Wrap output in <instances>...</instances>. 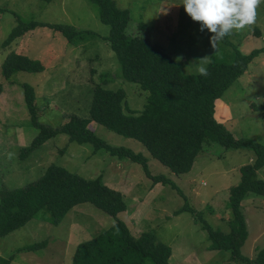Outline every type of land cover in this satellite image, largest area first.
<instances>
[{"label": "rangeland", "instance_id": "obj_1", "mask_svg": "<svg viewBox=\"0 0 264 264\" xmlns=\"http://www.w3.org/2000/svg\"><path fill=\"white\" fill-rule=\"evenodd\" d=\"M118 7L130 11L128 30L142 34L176 60L185 73H198L219 54L233 50L244 54L264 47V4L250 28L233 31L230 44L219 41L211 47L212 33L186 13L182 0H115ZM64 23L91 36L72 43L60 31L47 25L29 29L4 47L3 42L20 22ZM143 23V27L140 24ZM109 25L100 19V8L92 0H0V192L37 180L49 164L64 166L86 178L102 176L120 190L127 209L118 214L135 236L153 233L172 249L174 264H235L231 252L209 250L210 239L203 228L207 222L215 229L230 230L229 195L241 180V166L255 161L250 149H226L209 144L197 156L191 170L177 174L153 158L137 139L114 132L92 121L91 129L112 145L125 146L149 158L154 174L171 181L153 186L143 166L130 159H118L106 149L92 144L69 141L59 134L20 158L21 147L39 133L25 100L23 83L36 92L39 121L59 127L72 115L88 117L93 87L102 84L112 90L123 89L127 113L140 112L148 92L139 83L126 79L116 52L107 36ZM10 52L22 53L44 66L41 72L19 70L10 78L2 73V64ZM208 57L207 60H202ZM216 117L236 138L248 137L264 145V52L254 57L247 71L217 100ZM264 180V166L258 171ZM174 184V185H173ZM181 207H188L176 213ZM192 211H191V210ZM242 210L248 225V237L242 247L252 258L264 247V194L249 192ZM41 217L0 237V256H13L10 264H72L77 245L91 239L115 222V218L89 202L71 208L55 225ZM42 243L37 249L30 246ZM152 264V263H148ZM245 264V263H242ZM257 264V263H255Z\"/></svg>", "mask_w": 264, "mask_h": 264}, {"label": "trees", "instance_id": "obj_2", "mask_svg": "<svg viewBox=\"0 0 264 264\" xmlns=\"http://www.w3.org/2000/svg\"><path fill=\"white\" fill-rule=\"evenodd\" d=\"M92 1L99 5L102 22L110 27L107 40L118 56L123 76L139 83L148 92L146 105L138 113H127L123 107L126 100L123 89L112 90L97 84L93 87L88 117L72 115L61 126L53 127L39 121L35 89L23 83L31 121L39 128V133L28 145L21 147L20 158L29 156L49 139L65 134L69 141L92 144L96 150L104 148L118 159L126 158L141 164L153 186L171 181L164 174H154L149 158L143 153L109 144L99 137L90 127L92 121L139 140L153 158L177 174L189 172L206 145L250 149L256 155L255 161L241 166V180L230 190V230L215 229L207 222L203 228L210 239L209 250L231 252L230 258L235 264H264V247L259 248L252 258L242 252L248 237L242 203L249 192L264 194V180L258 174L264 166V145L248 137L236 138L216 117L217 100L247 71L254 57L264 52V47L244 54L233 45V50L219 54L208 63L206 76L200 72L187 74L176 60L144 35L129 32L131 16L128 9L118 7L115 0ZM40 25L60 31L72 43L86 41L92 34L69 24L33 20L20 22L3 46H9L27 30ZM140 26L143 27V23ZM222 41L230 44L229 36ZM19 70L41 72L44 66L25 54L8 53L2 64L4 77L10 78ZM2 90L0 83V93ZM85 202L112 215L115 222L93 238L80 242L72 264H174L169 245L159 241L153 233L143 232L135 236L126 222L118 217L127 209L120 190L109 186L102 176L86 178L55 163L49 164L37 180L22 187L1 190L0 237L23 227L32 218L41 217V212L46 214V220L58 225L71 208ZM181 208L176 213L189 209ZM40 246L42 243H36L29 248ZM12 260V255L9 258L0 256V264H10Z\"/></svg>", "mask_w": 264, "mask_h": 264}, {"label": "clouds", "instance_id": "obj_3", "mask_svg": "<svg viewBox=\"0 0 264 264\" xmlns=\"http://www.w3.org/2000/svg\"><path fill=\"white\" fill-rule=\"evenodd\" d=\"M182 4L192 20L201 25V31L207 29L212 33L210 43L216 51L218 42L233 31H243L255 24L257 10L264 0H182ZM200 73L208 74L203 67Z\"/></svg>", "mask_w": 264, "mask_h": 264}]
</instances>
